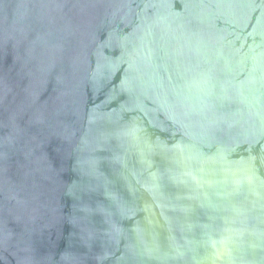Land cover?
Wrapping results in <instances>:
<instances>
[{
  "label": "water",
  "instance_id": "95a60500",
  "mask_svg": "<svg viewBox=\"0 0 264 264\" xmlns=\"http://www.w3.org/2000/svg\"><path fill=\"white\" fill-rule=\"evenodd\" d=\"M0 264H264V0H0Z\"/></svg>",
  "mask_w": 264,
  "mask_h": 264
}]
</instances>
